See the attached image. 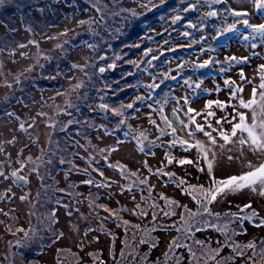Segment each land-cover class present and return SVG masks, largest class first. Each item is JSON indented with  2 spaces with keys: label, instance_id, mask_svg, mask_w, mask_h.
I'll return each instance as SVG.
<instances>
[{
  "label": "trees",
  "instance_id": "16d2710c",
  "mask_svg": "<svg viewBox=\"0 0 264 264\" xmlns=\"http://www.w3.org/2000/svg\"><path fill=\"white\" fill-rule=\"evenodd\" d=\"M7 1L3 0L0 4V55L15 60L18 52L31 50L32 59L15 69L8 67L6 80L0 85L10 83L12 87H8L0 97V118L9 114L11 107L17 103L28 107L38 101L40 93L47 89L55 91L50 94L53 99L45 101L47 111L42 109L41 112L49 129L45 146H39L33 152L27 151L32 140L20 146L15 156L10 152L6 154V161L11 164L10 177L13 171L18 170L29 181L30 176L34 180L31 181L33 190L29 210L32 212L29 222L19 221V210L14 206L0 211L3 215L0 220L4 222L1 233L7 236L8 245L7 251L0 249V264H45L42 253L63 235L56 217L60 205L69 213L84 207V214L89 219L84 225L85 232L95 230L110 235L112 264H264L259 256L260 248L264 247V237L255 240L241 237L246 229L243 217H251L252 223L261 224L262 217L255 209L245 208L237 215L233 210L213 211L211 203L207 205L209 214L204 211L202 203H197V200L203 199L198 193L189 194L192 198L196 196V205L182 203L177 196L159 191L150 181L149 173L112 157L114 149L127 138L139 141V149L142 147L146 155L154 152L162 136L170 134L176 141L180 138L172 133V128L176 126L169 117L167 120L171 122V127L165 123L163 112L166 103L177 98L168 86L181 76L188 77L192 72L188 68L190 54L201 45V40L195 39L199 33L192 31L191 47L181 35L188 30L186 22L194 16L186 9L190 5L199 9L204 0H163V3L152 0L156 6L151 11L141 7L148 0ZM92 4L100 6L101 10L97 11ZM71 9L85 11L87 15L82 20L88 22L76 29L60 27ZM130 10H135L137 15L133 16ZM177 16L180 19L173 23ZM157 22L162 25L159 30ZM29 27L31 31L27 30ZM21 30L28 34L27 39H20L18 34ZM21 44L26 45L25 51H20L22 48L18 46ZM86 45L90 53L84 60L76 61V50ZM146 48L156 56L149 66L147 59L143 58ZM167 59L180 61L176 64L177 72L172 75L175 77L172 82L165 80L167 69L161 68ZM74 64L78 67L69 73ZM100 68L105 71L101 73ZM158 68L161 71L145 86L144 74ZM199 73L204 74L205 70ZM17 76L19 83L16 82ZM149 85L159 87L151 88ZM138 96L144 99L136 100ZM148 100L155 103L163 115L160 124H155L158 129L155 136L151 135L155 131L154 126L136 127L133 123L137 110ZM134 101L131 109L121 107ZM102 104L108 105V108L101 110ZM114 110L123 115L115 114ZM16 117L26 125L25 128L28 127L26 123L31 118L28 109ZM97 129L112 134L115 141L99 145L92 138ZM167 148L168 157L173 158L172 145ZM29 156L32 161L28 160ZM61 160L64 163H60ZM106 167L118 171L122 181L107 175ZM162 169L155 170L161 172ZM167 173L174 174L167 175L169 181L186 182L181 185L182 192L190 193L189 185H204L186 180L175 170ZM64 175L69 179H64ZM12 180L16 182L14 177ZM89 180L92 183H87ZM113 183L120 185V191L130 192L134 203L130 206H109L102 200L99 186L107 188ZM84 185L90 188H83ZM4 190L1 189L0 194ZM168 201L176 203L169 204ZM127 210H131L133 216H127ZM253 211L256 216H252ZM189 213L196 215L190 216ZM166 224L172 226L175 233L164 254L154 257L153 251L161 241L158 231ZM221 229L222 234L217 235ZM93 238L97 239V235ZM250 242L256 245L255 250L244 247ZM234 245L240 247L233 251ZM79 248L58 247L54 264H95L103 257L99 247L94 251L96 255L88 249L84 254L83 247Z\"/></svg>",
  "mask_w": 264,
  "mask_h": 264
},
{
  "label": "rangeland",
  "instance_id": "374dc122",
  "mask_svg": "<svg viewBox=\"0 0 264 264\" xmlns=\"http://www.w3.org/2000/svg\"><path fill=\"white\" fill-rule=\"evenodd\" d=\"M204 2L205 1H203V3H201L198 7L199 9L202 8V11L203 9L209 7ZM7 3H9V0L7 1ZM247 3L249 4L250 2L248 1ZM98 5L100 4L98 3ZM7 7L8 6H6L5 9H7ZM85 15H87L85 11L76 12L74 9H71L66 15V19L63 21L60 27L67 26L71 29H76L78 26L81 27L82 24H80L79 21H81ZM194 17H196L197 19L199 15L197 14V16H192V18ZM161 27L162 25L157 22L156 28L159 30L161 29ZM18 35L21 40L28 38V34L24 30L19 31ZM137 44L139 43L137 42ZM25 49L26 47L22 48L20 51H25ZM146 50L148 51V53L146 57L144 56L143 58L147 59L146 63L149 66L150 62L156 59V56L151 55L148 48H146ZM195 51H199V53L196 54ZM31 52V50H28L27 52H22L24 53V55H21V53L18 52L17 59L15 60L6 59L4 56L0 55V82L6 80L5 74L7 73V69L9 66L15 69L17 67L23 66L24 63H28L30 59H32ZM89 53L90 50L87 45L79 47L76 50L74 59L78 62L82 61L88 56ZM192 53L193 54H191L190 60L193 59V61L196 62H198V60L205 55L202 51H200L199 45L198 49L194 50ZM178 62H180L178 59L175 61L167 59L165 65L161 66V68L167 69V73L165 75V80H167V82H172L171 77L177 72L176 64ZM189 67L190 69H192V72L188 75L187 78L181 76L180 79H178L177 81H173V83H170V85L168 86V88L174 92V95L177 96V98L169 100L170 102L168 101L166 103L163 112L164 116L169 117V111H171V109H179L176 112L183 123L180 122V124H175V133L180 136V138L177 139V142L175 144H172L174 138L173 136L171 137L170 134L162 136L161 141L155 147L154 154L150 156H145L141 149H139L137 140L135 138H127V140L120 142L116 149H114L112 157L113 159H119L121 161H124L126 164H129L133 168H137L143 172L149 173L150 181L154 182L156 188L159 191L164 192L168 195L177 196V198L180 199L182 203H188L194 206L196 205V203L194 199L189 195V193L182 192L181 185L178 187V183L166 179L167 175L165 174L169 170H175L176 173L183 176L184 178H186V180L190 182L198 181L202 182L205 186H208L210 184V180L207 171V162L203 159L201 155L198 154L197 149L190 148L186 151L185 149L187 148V145L182 146L179 143V140H187L189 144H194L197 140H199L202 141L207 147L212 148V150L216 153L215 159L213 161V174L217 179L230 175L238 176L244 172L249 171V169L245 166L246 163L248 161H251L253 165H258L259 163L264 162V154L253 153L247 148V146H244V155L241 156V146L237 143L227 144L223 149L219 147V145L223 144L224 142L222 139L219 138L218 132L212 130H219L222 128L225 132L230 133L232 127L231 123H228L227 120H224L222 118L227 116L228 120H232V116L235 114V111L244 112L245 114L246 112H248L247 120L249 123H251L252 110L237 107V100L235 98H232L231 94L227 92L229 88L226 90H221L219 87H217L215 90L212 89L214 88L216 82L219 83L220 81H222V78H220L218 74H216L217 72L214 73L215 77L213 76L214 80H212V82L205 81L203 79L204 75L200 74V77L198 78L200 79V87L197 88L196 85L198 84V80L196 79V77L198 76L199 71L202 70H198L196 68L197 63H193L192 65L190 63L188 68ZM75 69L76 67H71L69 73L74 71ZM158 71L160 72L161 69L158 68L157 70H152L149 71L147 74H144L145 86H147V84L149 83L148 81L151 78L157 76ZM185 80H188L189 84H185ZM207 85L210 87H208ZM7 88L8 87L6 86V83H1L0 97ZM54 91V89H47L43 93H40L38 95V101H36V103L30 104L28 107H22V105L17 103L13 105V107H11L10 111V113H13L14 115L9 116L7 114L0 118V148L3 149L2 151H0V171H3L4 173V176H0V190L6 189V191L4 190L3 196L0 200V210L7 206H14L16 210H19L18 217L20 218V222H29L31 218L32 210L30 212L29 207L31 206L32 202L33 190L31 181L34 179L32 176H30L32 178H30V181L29 178H26V180H15L16 182H14L12 180V177H10L9 175L11 164L6 161V154L10 152L11 155L15 156L20 146L26 145L32 140L33 142L30 144L27 151L33 152L39 146H45V141H47L49 129L46 122L47 119L43 116L44 114H42L41 112L42 109L47 111V109H45V107L47 108V102L45 101H47V98L53 99L50 94H52ZM185 98L188 101L187 104H185ZM210 100H219L225 104V107L223 109H220L216 107L215 104H213L212 108L208 109L207 111L215 112V116L207 117V119H205V105ZM233 106H235V109ZM189 107L195 109L196 112L200 113V115L195 116V119L197 123L201 124L204 127V131L212 132V135L217 138V144L215 146H211L209 144L208 137H206L203 132L195 131V125L191 124L188 120V116L195 115V113H188L187 109ZM25 109L29 110L31 118L26 123L28 127L25 128V125L24 129H21V122L16 117V115L18 113H23ZM101 110H105V108H101ZM257 111H259V109H257ZM135 115L136 117L133 119V123L136 127H148L149 125H152L154 126L155 131L152 132L151 135L155 136L157 134L158 129L156 128L155 124H160L163 115L160 113V110L155 105V103L149 100L147 102H144L143 105L137 110ZM153 119L155 120V123H152ZM217 120H221V123L217 124ZM238 122V119L232 120V123ZM209 123L211 124V127L208 126ZM184 125H188V127H184ZM190 131H194V136L188 135ZM240 135L241 133L238 131L237 136L233 137V141L238 140ZM243 135L246 136V133ZM92 138L101 145H105V143L115 141L114 136L112 134L106 133L102 129L95 130L92 134ZM9 141L13 142L9 143ZM168 145H172L173 148V159L171 163H169V157L167 155ZM229 149H231V151H229ZM27 151L25 153H27ZM228 156H233L234 159L229 161ZM237 157H239V159H237ZM181 159L191 160L193 161V163L181 165L179 164V160ZM209 159H212L211 152H209ZM157 167L164 168L161 172H158L159 170H155L158 169ZM200 169H203V171H200ZM105 173H107V175L116 180L120 179V181H122L121 174H119V172L116 171L113 167H106ZM17 174H19L20 176H24L19 171H17ZM5 177H7V179H5ZM63 177L64 179H69V177L65 175ZM84 187L90 188L89 185H84L83 188ZM257 189V192H253L251 191V189L245 188L236 192H228L227 194L220 195L217 197L216 201L212 202V209L216 212L233 210V212H236L237 215H239L242 209V205L250 204V210L255 209L258 214L262 217V219H264V196L259 195V185H257ZM98 192L101 196V199L104 200L107 204H109V206H119L122 204L130 206L134 203V198L132 197V194H130V192H128L127 190L120 191V185L116 183H113V185L107 188L99 186ZM21 196H26V199H20ZM243 209H245L244 206ZM84 210L85 208L81 207L76 208L72 213H69L64 206L60 205L57 207V225H59V227L62 229L63 235L62 237L54 241L53 245L49 246L42 253L41 258L45 264L55 263V252L57 251L56 249L60 246H66L72 249H75L76 246H78V249H80L79 247L82 246L83 249L81 248V250L84 251V254L86 253L85 251H87L88 249L91 250L92 254L94 255H96L94 251H96L99 247L103 254V257L100 258L99 261L95 262V264H100L101 261L103 262V264H112V257L110 251L111 247L109 245L110 235L108 233H102L99 231L97 232L95 230L85 232L84 225L89 219L87 218V216H85ZM125 213L129 217L133 216L131 210H127L125 211ZM4 219L5 217H3V221ZM251 221V219H245L243 221L246 229L243 233L244 235H241V237L243 239L246 238L253 240L260 237H264V225L257 224L255 222L252 223ZM3 223L4 222L0 220V249L2 250V252H5L8 250V245H6L7 236L5 235L4 237V235L1 233ZM164 227V229H160L158 231L161 241L160 244L153 251L154 257H159L164 254L170 238L175 233L174 228H172V226H170L169 224H166ZM216 234L221 235L222 230L217 232ZM94 235H97V239L93 238Z\"/></svg>",
  "mask_w": 264,
  "mask_h": 264
},
{
  "label": "snow or ice",
  "instance_id": "6c2138e0",
  "mask_svg": "<svg viewBox=\"0 0 264 264\" xmlns=\"http://www.w3.org/2000/svg\"><path fill=\"white\" fill-rule=\"evenodd\" d=\"M221 0H210V3H220ZM3 3V0H0V4ZM161 3H163V0H161ZM252 3L254 5V8L256 10H261L264 11V0H252ZM156 5L152 4V0H148V2L146 4H142L141 7L146 8L148 11H151L153 7H155ZM93 8H96L97 11H100L101 9L99 7H97L96 4H92ZM192 7H195L194 5ZM132 12V15L135 16L137 15V13L135 12V10H130ZM187 11V9H186ZM230 14L236 17H247L248 16V12L246 11H235V10H229ZM207 16H216L217 12L215 11H211L206 13ZM180 17L177 16L175 17V19L173 20V23H175L176 20H179ZM88 21H84L81 20L79 21L80 24H84L87 23ZM236 23H242L244 26H246L247 28H250L252 33L258 35L259 37H261L262 39H264V23H260V24H249V21L247 19H243L242 21H237ZM236 23H233L231 25H229L227 28L223 29V32H227V31H233L236 29ZM190 27H194V25H189ZM28 31H31L32 29L29 27L27 29ZM222 34V33H221ZM185 36L188 35L187 32L184 33ZM253 38H255V36H253ZM245 40L249 39L248 36L244 37ZM29 43L34 44L35 41H29ZM253 47H255L256 45L253 44ZM18 47L20 48H24L26 47V45H19ZM57 47H61V45H57ZM91 47V45H90ZM151 51V50H149ZM21 55H24V53H21ZM45 59H47V57H45ZM226 59L232 60V61H237L239 62H243L246 61L248 58L247 57H243V58H237L235 56L232 57H228ZM212 61L210 60H206L203 62V64H200L199 67H206L209 63H211ZM72 67H78V65H72ZM108 67H114V65H109ZM31 69H26V71H30ZM99 71L101 73H103L105 71L104 68H100ZM259 71L261 73H264V64L259 66ZM240 77L241 79H244V73L243 71L240 72ZM172 79H175V77H171ZM16 82L19 83V76L16 77ZM185 84H189L188 80L184 81ZM234 84V81H225V84ZM6 86L11 88L12 85L10 83H6ZM77 87H79V85H77ZM148 87L151 88H156L159 87V85H149ZM197 88L200 87L199 84L196 85ZM259 99H257V88H253L252 89V96L250 99H248L247 101H245L243 98L239 99V107L240 108H244V109H251L252 110V117H251V123L248 122L247 120V116L244 112H240V111H235V114L232 116V120H236L238 119V123H232V120H228V117L225 116L222 119L227 120L228 123L232 124L231 127V132H225L222 128L217 130V129H213L212 131H217L218 132V136L220 139L223 140V144H220L219 147L220 148H224L225 145L227 144H231V143H237L239 144L240 147V155L243 156L244 155V146H247V148L252 151L253 153H261L264 154V75L261 76V83L259 85ZM243 89L240 87L235 88L234 90H232L231 92V97L235 98L237 97L238 93L242 92ZM144 97L138 96L136 97V100H143ZM134 103H129L126 106L125 105H121V107H127L129 109L133 108ZM188 101L185 98V104H187ZM213 104L216 105V107L223 109L225 107V104L219 100L217 101H208L205 105V110H206V117L205 119H207V117H211V116H215V112L213 111H207L208 109H211ZM101 108H108V105L106 104H102L100 105ZM235 109V106H233ZM257 109H259V111H257ZM179 109H174L173 111H178ZM115 114L117 115H123L122 112H120L119 110H114ZM188 113H195V115H189L188 116V120L191 124L195 125V131H199V132H203L204 135L206 137H208V142L211 146H215L217 144V138L214 137L212 135V132H206L204 131V127L196 122L195 116L196 115H200V113L196 112L195 109L189 107L187 109ZM9 116L14 115L13 113H9ZM165 120V123H167L169 125V127H171V122H169L167 120V117L163 118ZM121 124L124 123L123 120L120 121ZM152 123H155L154 121H152ZM181 123H183L181 121ZM217 124L221 123V120H217L216 121ZM209 127H211V124L209 123L208 125ZM184 127H188V125H184ZM20 128L24 129V124L21 123L20 124ZM240 132L241 135L239 137L238 140L233 141V137L237 136V132ZM176 129L172 128V133L175 134ZM246 133V136L243 135ZM161 134L163 135V130H161ZM194 131H190L188 133L189 136H194ZM141 136H143V133H141ZM15 139V138H14ZM146 139V137H145ZM13 141H9V143H12ZM177 141L174 139L172 141V144H175ZM139 143V141H138ZM179 143L184 146L187 145V148L185 149L186 151L190 148H195L198 151V154L201 155L203 157V159L207 162V171H208V175H209V180H210V184L207 188H205L204 185H189V188L191 189V192L189 194L192 193H198L203 199L202 200H197V203L200 204L202 203L204 205V211L211 214L207 205L211 204L212 202L216 201L217 197L220 195H224L227 194L228 192H236L245 188H249L251 189V191L253 192H257V185H259V195L264 196V162L259 163L258 165H253V163L251 161H248L246 163V167L249 169V171L242 173L241 175H233V176H228L226 178L223 179H217L214 174H213V161L215 159L216 153L212 150L211 147H207L202 141L197 140L194 144H189L187 140H179ZM3 149L0 148V151H2ZM143 150V148L141 147V151ZM103 151V150H102ZM229 151H231V149H229ZM209 152L212 153V159H209ZM39 159V158H37ZM169 159V163L172 162L171 157L168 158ZM234 157L233 156H228V160L231 161L233 160ZM237 159H239V157H237ZM29 161H32V157L29 156L28 157ZM35 163V162H34ZM49 163H51V161H49ZM60 163H64L63 160L60 161ZM193 163V161L191 160H187V159H181L179 160V164L184 165V164H191ZM23 164H21V168H23ZM35 170V169H33ZM121 170L123 171V167L121 166ZM18 171V170H17ZM17 171H13L11 173L12 177H16L17 180H26V177L24 176H18L17 175ZM200 171H203V169H200ZM102 175V174H101ZM165 175H174L172 173H166ZM0 176H4L3 171H0ZM5 179H7V177H5ZM87 183H92L91 180L87 181ZM186 182L183 180H180L178 183V187L180 185L185 184ZM187 191V189H185ZM10 191V189H9ZM3 194H0V197H2ZM164 199H167L166 197H162ZM20 199H26V196H21ZM193 199H196V196L193 195ZM169 204H174L176 203L175 201H168ZM100 207H104L103 205H101ZM244 208H251L250 204H246L244 205ZM105 211H109L107 208H104ZM244 209H241V211H243ZM2 211V210H0ZM143 214V213H141ZM169 214V213H166ZM54 215V214H53ZM190 216H194L196 215V213H189ZM257 213L255 211L252 212V216H256ZM183 219V217H182ZM243 219H251V217H243ZM125 223H127V221H125ZM261 225H264V219L261 220ZM260 226V225H257ZM222 230V229H221ZM25 235H27V233H25ZM173 243H175V241H173ZM197 243L202 244V241H197ZM178 246V245H177ZM239 245H234L233 247V251H236L237 248H239ZM244 247L246 248H250V249H256V245L252 242L248 243L247 245H245ZM241 254L242 253H238ZM255 254V253H254ZM259 256L262 260H264V247L260 248L259 250ZM251 259V258H250ZM100 264H103V262L101 261ZM253 264H255V262H253Z\"/></svg>",
  "mask_w": 264,
  "mask_h": 264
},
{
  "label": "flooded vegetation",
  "instance_id": "af4514ba",
  "mask_svg": "<svg viewBox=\"0 0 264 264\" xmlns=\"http://www.w3.org/2000/svg\"><path fill=\"white\" fill-rule=\"evenodd\" d=\"M209 6L206 9H192L189 12L197 14L199 17L186 22H190L194 27H189L187 24V46L190 47L192 44L193 34L192 31L199 33L195 39L201 40V45L199 46L200 51L205 54L198 60V62L191 59V65L197 63V69L200 70L199 65L203 64L204 61H212L206 67H203L202 71L205 73L202 75L203 79L208 82L214 80V73L218 74L222 81L216 82L214 88L219 87L221 90H227L231 94L232 90L237 87L243 89L242 92L238 93L235 99L237 100V107H239V99L243 98L245 101L251 98L252 89L257 88V99H259V85L261 83V76L264 73L259 71V66L264 64V39L258 35L252 33L250 28H247L242 23H236L237 21H242L247 19L249 24H260L264 23V11L256 10L252 3V0H221L220 3H210V0H204ZM250 2L249 4L247 2ZM229 10L235 11H246L248 12L247 17H236L230 14ZM215 11L216 16H207L206 13ZM236 23V29L233 31L223 32V29L227 28L229 25ZM197 27V28H195ZM195 28V29H194ZM222 33V34H221ZM248 36L249 39L245 40L244 37ZM255 36V38H253ZM256 46L253 47L252 45ZM198 49V47H197ZM196 49V50H197ZM196 54L199 51H195ZM191 54H193L191 52ZM190 54V57H191ZM235 56L238 59L247 57L248 59L243 62L232 61L226 59L228 57ZM190 68V67H189ZM243 71L244 79H241L240 72ZM214 76V77H213ZM200 73L196 77L197 83H200ZM234 81V84H225L228 80ZM202 82V81H201ZM214 82V81H213ZM205 86V84H204ZM208 86V85H207ZM210 87V86H208ZM205 87V88H208ZM210 89V88H209ZM248 112H246V116Z\"/></svg>",
  "mask_w": 264,
  "mask_h": 264
},
{
  "label": "water",
  "instance_id": "95a60500",
  "mask_svg": "<svg viewBox=\"0 0 264 264\" xmlns=\"http://www.w3.org/2000/svg\"><path fill=\"white\" fill-rule=\"evenodd\" d=\"M192 9H193V7H192V6H189V8L187 9V12L191 11ZM187 25H188V26H189V25H192V23L189 22ZM189 27H190V26H189ZM147 53H148V51L146 50L145 53H144L145 57H146ZM199 68L203 69V67H199ZM169 114H170V119H171L174 123H176V124H180L179 115L176 113V111L171 110V112H170ZM17 175L20 176L19 174H17ZM15 180L18 181V180L16 179V177H15Z\"/></svg>",
  "mask_w": 264,
  "mask_h": 264
},
{
  "label": "bare ground",
  "instance_id": "6f19581e",
  "mask_svg": "<svg viewBox=\"0 0 264 264\" xmlns=\"http://www.w3.org/2000/svg\"><path fill=\"white\" fill-rule=\"evenodd\" d=\"M190 6H193V5H190ZM182 35H183V37L185 38V42L187 43V38L185 37V35L182 33ZM184 41V40H183ZM200 70H202L201 68H200ZM172 110V109H171ZM174 110V109H173ZM171 111H169V113H170ZM177 113V112H176ZM169 119H170V114H169ZM180 119V118H179ZM170 121H172L171 119H170ZM173 122V121H172ZM180 122H181V120H180ZM173 124L175 125L176 123H174L173 122ZM177 125V124H176ZM175 125V126H176ZM110 143V142H109ZM99 144V143H98ZM105 144H108V143H105ZM99 145H101V144H99ZM155 152V151H154ZM154 152L152 153V154H150V155H153L154 154ZM145 156H150V155H146V154H144ZM157 168H164V167H157ZM160 171H162V170H160Z\"/></svg>",
  "mask_w": 264,
  "mask_h": 264
}]
</instances>
